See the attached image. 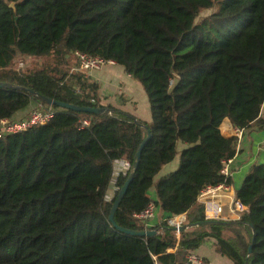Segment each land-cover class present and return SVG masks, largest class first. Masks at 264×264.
<instances>
[{
    "label": "trees",
    "instance_id": "1",
    "mask_svg": "<svg viewBox=\"0 0 264 264\" xmlns=\"http://www.w3.org/2000/svg\"><path fill=\"white\" fill-rule=\"evenodd\" d=\"M72 52L120 66L141 85L150 121L102 106L84 74L76 93ZM16 54L52 55V63L20 73L11 69ZM0 83L34 93L0 88V121L31 103L53 112L43 126L0 138V264H187L208 238L232 264H264V164L235 191L248 209L239 220L178 238L167 224L181 215L186 224L203 222L201 190L230 185L220 170L236 147L220 133L223 120L242 130L262 126L264 0H0ZM37 96L108 113L49 107ZM147 132L114 223L156 234L131 237L108 221L131 170L116 177L111 202L105 196L114 163L131 166ZM177 156V168L154 182ZM152 187L164 219L146 228L133 215Z\"/></svg>",
    "mask_w": 264,
    "mask_h": 264
},
{
    "label": "crops",
    "instance_id": "2",
    "mask_svg": "<svg viewBox=\"0 0 264 264\" xmlns=\"http://www.w3.org/2000/svg\"><path fill=\"white\" fill-rule=\"evenodd\" d=\"M107 66L108 67H103L98 71L85 74L87 82L94 83L97 86V97L99 103L102 106H110L123 111L134 116L138 120L148 123L150 121L149 104L141 85L134 81L129 75L125 74L120 66L115 64H107ZM69 74L72 75V87L77 88V77L80 76L78 68L71 70ZM34 108V103L29 104L23 110L15 113L11 120H21L27 117L30 111ZM259 120L262 122L261 127H258L254 123L251 127L243 130L242 138L236 147L235 156L229 164L228 168L231 175L230 185L228 186L230 188L231 195L235 196V191L240 187L242 180L252 166L264 164V101L260 108ZM219 130L224 137L230 138L233 137L235 128L231 125L228 119H224L219 127ZM181 149L182 148L178 146V150L180 151ZM119 162L120 161L117 163L119 164ZM177 166L178 156L175 157L171 163L163 166L158 175L161 174L164 176L174 171ZM157 176V179L162 177ZM155 179L154 182L157 180ZM150 191L153 192L152 198L155 201L154 188L152 187L148 192L150 193ZM182 216H184L186 220V215ZM163 219V215L159 210L158 213L154 214V218L149 224L151 227L155 226L162 222ZM232 221L236 220L229 218L223 222ZM192 254L202 259L204 264H232L230 260L219 255L215 251V241L211 238L205 239Z\"/></svg>",
    "mask_w": 264,
    "mask_h": 264
},
{
    "label": "built area",
    "instance_id": "3",
    "mask_svg": "<svg viewBox=\"0 0 264 264\" xmlns=\"http://www.w3.org/2000/svg\"><path fill=\"white\" fill-rule=\"evenodd\" d=\"M71 55L77 62V68L80 74H87L90 72L98 71L107 64H114L112 62H105L104 60L92 57L87 54L80 52H72ZM22 64L19 63V67ZM75 92L78 93V88H74ZM53 117L51 108H45L42 105L37 106L30 111L27 117L21 120L3 119L0 121V138L21 134L31 128L39 127L47 124ZM87 125L86 122H83ZM243 130H234L233 137L235 138V147L239 144L242 138ZM231 160L224 161L220 174L226 179L230 178L229 164ZM118 162V161H117ZM115 162L117 165L118 163ZM118 170L116 171L115 178L119 174H126L130 170L131 166L124 161H120L117 165ZM197 201L202 207L204 221H225L230 219L239 220L240 217L247 212V207L243 205L239 200L231 195L230 188L228 185L221 183L217 186H208L201 190L197 197ZM158 206L155 205V201H151L147 204L142 212L133 215V218L137 220L146 228H150V221L154 218L155 210ZM186 220L184 216H177L167 220V224L171 228H175V233H179L178 230L185 225ZM187 264H204L202 259L196 257L193 254L187 256Z\"/></svg>",
    "mask_w": 264,
    "mask_h": 264
},
{
    "label": "water",
    "instance_id": "4",
    "mask_svg": "<svg viewBox=\"0 0 264 264\" xmlns=\"http://www.w3.org/2000/svg\"><path fill=\"white\" fill-rule=\"evenodd\" d=\"M10 7L12 8L13 4H11ZM0 88L1 89H9V90H17V91H25V92H28V93H31L32 95H34V93L31 91H28V90H25V89H22V88H19V87L10 85V84L0 83ZM37 98L41 103L45 104L46 106H49V107L56 106L58 108L69 110V111H72L75 113H85V114H91V115H95V116L101 115L103 113L104 114L108 113V111L105 108H89V107L74 106V105L55 102V101H52L50 99L44 98L42 96H37ZM148 138H149V133L147 132L146 139L142 142L137 154L134 157V161H133L131 168H130L131 173L129 174V176H128L127 180L125 181V183L123 184V186L118 191V193L114 199V202L112 203V206H111V209L109 212V216H108V221L115 228H117V230L120 233L125 234L127 236H131V237L144 238V237H151V236L156 234V232L154 230L131 231V230L118 228L114 223V214H115L116 210L118 209L119 204L125 195L126 189L132 180V177H133L135 170L137 169L141 149L143 148V146H144L145 142L148 140ZM219 224H221L220 221H203V222H199V223H195V224H185L178 230V232L180 233L181 231L186 230L188 228L209 227V226H215V225H219ZM171 230L173 232L176 231L175 228H171ZM251 245H252V242L248 248V254H250Z\"/></svg>",
    "mask_w": 264,
    "mask_h": 264
},
{
    "label": "rangeland",
    "instance_id": "5",
    "mask_svg": "<svg viewBox=\"0 0 264 264\" xmlns=\"http://www.w3.org/2000/svg\"><path fill=\"white\" fill-rule=\"evenodd\" d=\"M211 13L210 10H205V11H202L199 15V18L197 19L200 20L201 18L203 17H206L208 16L209 14ZM67 62L69 64V66L71 67L69 69L68 72H71V70L77 68V64H76V61L74 59V57L71 55V54H68L67 55ZM52 55H48V56H45V57H29V56H21V55H18L16 54L15 58L13 59L12 61V64H11V69H13L14 71L16 72H20V73H24V72H30V71H35V70H39V69H42V68H45V67H48V66H51V63H52ZM19 63L22 64L21 67H19ZM68 66V65H67ZM104 67H108L107 65H105ZM70 75V74H69ZM71 76V75H70ZM37 106V104H35V107ZM178 146H180V148H182L183 146L178 143L177 144V151L178 150ZM177 160V159H176ZM118 168L121 169V167H118L115 163H114V174H113V179L109 185V188L106 192V196H105V200L106 202H111L112 198L115 196V193H116V188L114 186V182H115V175H116V171L118 170ZM158 175V174H157ZM164 175V174H163ZM162 176L161 174H159L157 177H160ZM156 178V176H155ZM154 178V179H155ZM157 179V178H156ZM155 179V180H156ZM152 194L153 192L150 191V193L148 192L147 193V197L151 200V201H154L153 198H152ZM159 209L157 208L155 210L156 213H158ZM176 237L178 238L179 237V233H175Z\"/></svg>",
    "mask_w": 264,
    "mask_h": 264
}]
</instances>
